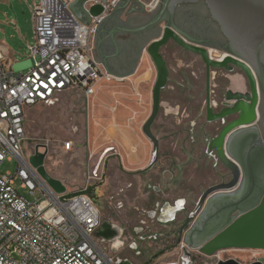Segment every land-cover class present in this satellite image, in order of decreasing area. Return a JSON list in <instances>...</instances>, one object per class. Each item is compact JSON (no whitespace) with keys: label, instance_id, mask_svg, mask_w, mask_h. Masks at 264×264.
Returning <instances> with one entry per match:
<instances>
[{"label":"built area","instance_id":"2783aa9c","mask_svg":"<svg viewBox=\"0 0 264 264\" xmlns=\"http://www.w3.org/2000/svg\"><path fill=\"white\" fill-rule=\"evenodd\" d=\"M118 1L110 0L104 6L105 13ZM161 1L150 0L143 5L154 11ZM71 3L72 0H38L29 5L34 43L26 45L28 57L33 59L25 65L26 72L13 68L0 53V165L9 155L17 161L15 173L0 172V264L128 261L109 254L97 236L102 216L88 193L89 184L79 192L56 193L23 153L25 119L30 107L50 102L72 89L81 90L89 99L103 82L122 79L105 71L93 54L92 40L106 14L90 16L86 24L72 12ZM94 3L97 1L87 2L85 11ZM65 144L70 148V142ZM93 176L89 175L88 182ZM17 180L21 181L18 188ZM20 189L29 190L31 195L39 191L41 196L30 201ZM226 251L205 256L181 240L173 250L146 264H195L196 252L206 264H217L227 259L221 256Z\"/></svg>","mask_w":264,"mask_h":264},{"label":"rangeland","instance_id":"374dc122","mask_svg":"<svg viewBox=\"0 0 264 264\" xmlns=\"http://www.w3.org/2000/svg\"><path fill=\"white\" fill-rule=\"evenodd\" d=\"M179 9V24L195 29L208 25L210 32L214 31L215 34L218 32L217 25L210 22L209 13L203 5ZM182 14L185 15L182 16ZM157 29V34H160L161 25ZM217 37L216 40L222 42L221 37L219 35ZM33 43V20L27 0H0V45L10 50L8 54L0 52L9 64L13 65V68L22 70V72L27 71L25 65L29 60L32 62L33 59L28 57L29 52L26 45ZM187 55L176 52V56L181 58H186ZM193 58L196 59L194 68L200 79L203 80L204 65L198 58L194 56ZM168 60L170 68H175V59L169 57ZM137 61L139 64L141 63V49ZM172 75H175L173 71ZM183 82L185 81L181 79V86L173 93L170 102H180L187 97ZM104 85H107L104 90H108V92H103V100L113 110L111 111L107 106L102 113L105 118L124 117V113L127 112L124 108L130 105L128 103H134L136 107H140L141 89H134L130 81L111 80L101 84V86ZM238 87L242 88L241 85ZM165 96L168 97L167 92ZM95 97L87 99L81 90L72 89L58 94L50 102L30 107L25 119L23 153L27 160L37 151L44 153L46 173L60 180L69 193L79 192L88 183L90 186L88 193L93 197L101 213L102 221L107 220L113 227L120 229L118 236L110 240L101 239L106 251L120 259L130 258L131 264H146L150 259L173 250L177 246L176 241L179 236L177 234L170 235L166 227L161 224L162 221L148 216L147 213L154 207L153 199L148 203L149 200L141 198V171H136L137 167H131L128 163L131 151L124 150L120 146L118 152L115 150H105L104 152L107 147L112 145L116 147L117 145L115 140L112 141L96 132L99 126L95 123L94 116ZM183 110L184 108H177L174 105H168L165 100L162 101L158 117L153 124L154 135L160 137V132L162 135L163 132L175 131L172 123L177 121V117L181 118L185 115ZM132 118L129 119L130 122ZM137 119L141 120V114L137 115ZM186 119H192V117ZM132 122L135 123V120ZM161 123L164 129L159 130L158 127ZM67 142L71 143L68 149L65 144ZM42 145L44 148H41ZM16 168V159L9 155L0 165V172L15 173ZM89 175H94V178L88 182ZM158 180L152 179L149 184L156 182L157 189L169 194L168 198L164 197L163 200L173 201L175 195H185L187 188L194 189L196 193L199 191L195 182L186 184L182 181L175 185L172 183L170 187L168 183H161ZM20 183L21 181L17 180L15 187L18 188ZM147 188L151 194L153 191L156 192L152 186ZM20 193L30 201L41 196L39 191L31 195L27 189H20ZM141 199L145 203H142ZM160 205L163 204L160 203ZM141 221L145 223L142 232ZM134 229H140V231L136 233ZM161 232H164L165 235L144 237L148 234ZM138 236L144 238L141 240ZM199 256L198 252L193 254L194 263L206 264ZM221 256L234 258L245 264L255 260H260L264 264V251L262 250L231 249L221 253Z\"/></svg>","mask_w":264,"mask_h":264},{"label":"water","instance_id":"95a60500","mask_svg":"<svg viewBox=\"0 0 264 264\" xmlns=\"http://www.w3.org/2000/svg\"><path fill=\"white\" fill-rule=\"evenodd\" d=\"M91 1H97V3L91 5L88 12H86L84 6L87 2ZM137 1L119 0L117 5L107 10L106 13L104 6L110 0H75L69 7L78 18L84 16L86 24L89 23L90 16L95 17L103 13L106 14L102 20L104 23L100 26L96 36V45L101 62L109 73L116 76H125L133 70L124 75H117L110 70L106 57L118 53L114 35L118 31L133 35L141 34L155 28L157 25L162 26L161 35L146 47V51L156 69V80L152 89L151 113L142 127L143 134L153 144V156L149 166L142 172L149 170L158 158V141L152 132V125L159 113L161 90L165 87L169 74L168 67L160 53V48L169 40H173L181 47L200 54L207 68L211 66L223 67L227 63L238 66L244 71L250 82L251 94L237 93L236 99L239 101L228 112L229 114H237V120L228 124L221 131L218 138L214 140L218 158L232 172L233 179L229 184L210 188L203 194L196 211L200 210L203 206L206 209V205L208 206L217 198L233 195L237 190L238 181L240 179L243 181L246 176L244 164L233 153L232 145L237 141L253 138V145L263 149L264 137L259 135L254 123L258 100V83L264 91V0H162L159 9L143 26L135 28L129 25L128 28H121V26L116 25L115 19L117 17L115 15L121 11H125L133 2ZM200 1L205 3L211 20L216 23L219 31L227 41L225 44V58L222 61L213 60L206 49L187 43L181 36L183 33L174 23V14L178 7L195 4ZM113 27H118V31L113 30ZM44 159V153L36 152L28 158V161L56 193H64L66 187L61 181L46 173ZM235 209L237 213L234 217L220 221L217 229L208 234L205 240H202L198 245H192L189 240L184 242L189 248L197 250L205 256H213L219 251L231 249L264 251V186L255 200L246 201L242 199L235 204ZM172 217L173 215L171 214L169 219ZM105 222L109 221L103 220L96 234L100 239L109 240L102 233V225ZM113 228L117 233L114 236L116 237L120 229L117 227ZM161 234L165 235L164 232H161L148 234L144 237ZM171 234L176 233L170 232ZM138 237L141 240L144 238L142 236ZM118 264L131 263L119 261ZM217 264L245 263L234 258H227L219 260ZM247 264L263 263L255 260Z\"/></svg>","mask_w":264,"mask_h":264},{"label":"flooded vegetation","instance_id":"af4514ba","mask_svg":"<svg viewBox=\"0 0 264 264\" xmlns=\"http://www.w3.org/2000/svg\"><path fill=\"white\" fill-rule=\"evenodd\" d=\"M198 5H203L207 9L203 1L178 7L175 10L174 23L183 33L181 36L187 43L206 49L213 60L222 61L225 58V44L227 41L219 31V28L216 34L221 37L222 42L216 40L218 39L217 35L214 31L210 32L208 30V25H204V28L197 27L195 29L185 27L178 22L179 8ZM146 11L156 13L157 10ZM135 12L137 11L134 6L131 5L127 12H123V15L122 12L117 13L115 15L117 17L115 19L116 25L121 26V28H128L130 22H132L134 18L130 15ZM120 15H122L123 18L122 16L120 17ZM184 15L185 14H182V16ZM209 19L210 22L216 25V23L211 20L210 14ZM103 23L104 21L99 25L94 37ZM158 26L160 25L146 32L160 36L162 31L159 30L160 34H157ZM117 28L113 27V30L118 31ZM176 52L188 55L186 58H181L176 56ZM160 53L168 67L169 73L168 81L161 90L160 107L162 101L165 100L168 105L184 108L183 111L185 115L181 118L177 117V121L172 123V126L175 127V131L170 133L163 132L162 135L160 132V137L154 135L158 141V156L162 150H164L165 154H179L183 157L196 155V162L198 163L196 170L205 169V171L210 174V179L197 184L196 187L199 190L197 193L194 189L187 188L185 190L187 192L185 195H175L173 201L167 199L163 202H157L153 210L149 211L147 214L150 218H158L159 221H162L163 223L161 224L166 227L168 232L176 233L179 236L176 241L177 243L181 240H189L192 245H198L202 240H205L208 234L217 229L220 221L232 218L236 215L237 211L235 209V204L237 202L242 199L253 201L260 194L264 186V141L263 149L253 145V138L237 141L232 145L233 153L241 160L246 169L244 180L242 181L240 179L238 181L236 186L237 190L233 195L219 197L208 206L206 205V209H204L203 206L200 210L196 211L201 197L207 190L216 186L229 184L233 179L232 172L218 158L214 140L218 138L221 131L228 124L238 118L237 114L228 113L236 102L239 101L236 99V94L243 93L250 95L251 86L246 74L238 66L227 63V65L223 67L211 66L207 68L200 54L181 47L173 40H169L162 46L160 48ZM193 56L198 58L204 65L203 80L200 79L194 68L196 59L193 58ZM169 57L174 58V61H176V67L173 69L169 66ZM172 71L175 75H172ZM179 77H181L180 81H178ZM181 79L185 81L182 84L183 88L186 89L185 94H187V97L183 101L172 103L170 102L172 101V95L181 86ZM240 85L243 89L238 87ZM257 90L258 100L255 109L256 119L254 125L259 135L264 137V91L259 83L257 84ZM166 92L168 94L167 98L165 96ZM190 117H192V119H188L190 120L188 121L186 118ZM153 129L154 126L152 125V130ZM158 129H164L162 123L159 125ZM188 161H191V159ZM176 169L177 174L173 177L172 183L176 184L183 181L187 184L190 182L185 177L186 171H189L186 159L183 160V163L176 166ZM150 186H152V189L156 190L157 193H161L155 184H149L147 187ZM160 203L163 205H160ZM168 203L171 207L167 205ZM171 214L173 217L169 219ZM144 226L145 223L141 221V232ZM134 231L137 233L140 229H134ZM164 231L167 232L166 230ZM102 233H104L109 240L117 235L115 229L109 222L103 223ZM123 259L131 262V259L128 257Z\"/></svg>","mask_w":264,"mask_h":264},{"label":"crops","instance_id":"0c3cea01","mask_svg":"<svg viewBox=\"0 0 264 264\" xmlns=\"http://www.w3.org/2000/svg\"><path fill=\"white\" fill-rule=\"evenodd\" d=\"M37 1L38 0H27V3L28 5H30L31 3ZM74 1L75 0H72V3ZM149 1L150 0H138L137 2H133L131 4L132 6H134L137 12L130 15L134 18L129 25L138 28L140 26H143L150 20L154 13L146 11L143 7V4ZM131 5L126 9L127 11L131 7ZM126 10L121 11L122 15L123 12H127ZM122 15H120V17ZM81 19L86 20L84 16ZM96 36L92 40L93 54L96 60L102 64L103 69L107 71L99 57V52L96 45ZM157 36L159 35H155L149 32H143L141 33V35H133L118 31L114 35L118 53L106 57V61L110 70L117 75H124L133 70L131 73L125 76L112 75L117 78H122L130 81L134 86V89H141L140 107H136L134 103H128L130 105L125 106L124 110H126L127 112L124 113V117H112L111 119H107L102 115L105 108L108 106L103 100V92H108V90H104L105 88H107V85L101 86L100 84L97 87V93L95 95L96 97L94 96L95 123L99 126V129L96 131L97 134L104 135L106 138H109L112 141H116V147L115 145H112L109 147L113 148L109 149V147H107V149L115 150V152H118L120 146H122L124 150L131 151V156L129 157L128 163L131 167H137L136 171H141V198H143L144 200H149L148 203H150V201H152L153 199V205H155L157 202L166 201L163 199L164 197L168 198L169 194H166V191H162L163 194L162 192L156 193L153 191L151 194L147 188L149 182L152 179H159L158 181H160L161 183H168V186L171 187L173 177L177 174L176 166L183 163L184 159H186L188 162L189 171H186L185 175L188 181L199 184L210 179V174H208L205 169L202 168L198 169V171L196 170V167L198 165V163L196 162V155H193L191 157L184 156L185 158L181 159V157L183 156L179 154H165L164 150L159 153L157 161L154 163V165L150 167V169L146 172H142L149 166L153 156V144L143 134L142 127L151 113L152 89L156 79V69L146 51V47L155 38H158ZM140 49L141 63L139 64V62L137 61V57ZM0 51L6 52L8 54L10 50L0 45ZM140 70L141 72L139 73ZM109 108L111 109V111H113L111 107ZM139 108L140 110H138ZM140 114L141 120H136L137 115ZM131 118L132 120H135V123L132 122V120L131 122L129 121V119ZM105 150L106 149H104V152ZM190 159L191 161H188ZM152 184L157 183L153 182ZM142 203L145 202L142 201ZM153 205L150 207L152 208ZM167 205L170 206L169 203Z\"/></svg>","mask_w":264,"mask_h":264},{"label":"trees","instance_id":"16d2710c","mask_svg":"<svg viewBox=\"0 0 264 264\" xmlns=\"http://www.w3.org/2000/svg\"><path fill=\"white\" fill-rule=\"evenodd\" d=\"M175 246V245H174ZM170 248V247H169Z\"/></svg>","mask_w":264,"mask_h":264}]
</instances>
